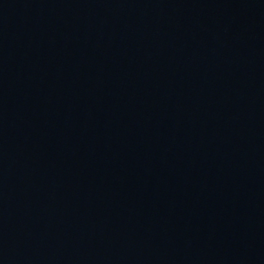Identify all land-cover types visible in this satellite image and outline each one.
I'll return each instance as SVG.
<instances>
[{"label":"water","instance_id":"1","mask_svg":"<svg viewBox=\"0 0 264 264\" xmlns=\"http://www.w3.org/2000/svg\"><path fill=\"white\" fill-rule=\"evenodd\" d=\"M0 264H264V0H0Z\"/></svg>","mask_w":264,"mask_h":264}]
</instances>
